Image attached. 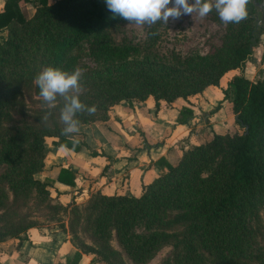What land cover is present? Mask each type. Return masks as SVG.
Instances as JSON below:
<instances>
[{
	"label": "trees",
	"instance_id": "16d2710c",
	"mask_svg": "<svg viewBox=\"0 0 264 264\" xmlns=\"http://www.w3.org/2000/svg\"><path fill=\"white\" fill-rule=\"evenodd\" d=\"M22 3L34 5L32 17ZM247 9V19L227 24L228 41L212 54L163 65L135 61L132 56L139 53L137 46L112 41L106 30L124 19L114 17L105 0H6L0 12V161L8 168L0 176V207L10 202L5 182L16 204L26 203L35 192L44 204L52 190L59 193L57 182L75 185L79 174L69 167L62 168L56 181L36 176L46 165V138H57L58 147L78 150L83 145L77 138L81 131L64 135L56 121L37 127L29 124L24 129L9 124L27 108L25 92L39 95L36 77L47 67L73 70L77 59L72 51L92 38L89 54L101 66L87 72L90 96L86 103L103 116L91 122L106 121L109 108L122 102L133 105L153 98L158 108L161 101L187 100L218 86L228 72L238 71L229 86L232 111L243 132L214 134L211 141L191 146L176 166L167 165L138 198L97 192L83 218L94 245L70 239L76 259L85 254L102 257L104 264H119L118 254L109 244L113 230L126 257L135 264L149 262L166 244L173 245L167 264H249L244 257L255 252L258 264H264V248L255 246L256 234L252 233V221L264 210V79L253 82L244 73L245 64L253 60V47L264 33V19H258L254 0ZM209 14L218 20L214 11ZM181 115L191 116L192 111L184 109ZM179 121L185 123L183 118ZM89 122V116L83 115L80 130L90 126ZM74 140L78 141L75 146ZM219 158L220 169L203 177L202 170ZM50 209L67 210L57 199ZM76 210L74 207L70 213L75 215ZM136 217L162 232L132 245L129 236ZM39 226L33 221L14 225L7 220L0 242L19 239Z\"/></svg>",
	"mask_w": 264,
	"mask_h": 264
},
{
	"label": "crops",
	"instance_id": "0c3cea01",
	"mask_svg": "<svg viewBox=\"0 0 264 264\" xmlns=\"http://www.w3.org/2000/svg\"><path fill=\"white\" fill-rule=\"evenodd\" d=\"M5 2L0 0V12ZM24 5L28 4L22 3L23 9ZM263 56L264 35L253 60L245 64L244 73L253 82L264 79ZM238 74V71L228 72L218 86H210L187 100L178 98L169 104L161 101L158 108L153 98L133 105L118 104L106 121L87 126L77 135L83 142L78 150L58 147L57 138H47L43 180L56 181L62 168H72L79 174L74 186L57 182L55 188L59 193L52 190V197L63 206L89 192L138 198L145 186L167 170V165L176 166L191 146L211 141L214 134H241L243 129L232 111L229 86ZM184 109L192 111V115L182 116ZM50 231V226L34 227L19 239L0 242V264H69L70 261L93 264L90 255L82 254L76 259L70 239Z\"/></svg>",
	"mask_w": 264,
	"mask_h": 264
},
{
	"label": "rangeland",
	"instance_id": "374dc122",
	"mask_svg": "<svg viewBox=\"0 0 264 264\" xmlns=\"http://www.w3.org/2000/svg\"><path fill=\"white\" fill-rule=\"evenodd\" d=\"M190 3L193 0H189ZM24 10L28 16L32 17L35 10L28 4L24 5ZM218 16V20L212 19V15L208 14L206 17H199L197 13L192 15H183L177 20L169 19L168 24H164L162 21L149 26H137L135 23H129L124 20L121 23L115 25L112 28L106 30V33L116 44H131L139 48V53L132 56L135 61L151 60L153 62L170 65L182 63L186 58L192 56H205L212 54L216 49L226 44L228 41L227 24H224L219 17L218 12L213 9ZM261 11L257 10L258 19L262 18ZM264 35L260 34L259 40ZM92 38L88 42H83L81 46L72 51L71 55L76 56L77 62L73 70L66 72L72 73L76 69L82 71V77L79 81L82 91L79 94L80 101L89 106L86 103L88 93L90 91L89 82L86 80L87 72L96 67H100V61L97 62L89 54V44ZM257 47H253V54L257 53ZM232 72V71H230ZM256 75H259V71H256ZM256 76V77H257ZM255 77V78H256ZM256 80V79H255ZM227 89V94L228 90ZM24 102L27 106L26 109L15 115L14 121L9 125H14L17 129H24L29 124L33 126L41 125L42 122L56 121L63 128L65 125L60 120L61 109L64 107L65 101L62 97H57L55 107H49L42 98L34 92H25L23 94ZM126 103V102H122ZM121 104V103H119ZM118 104H115L116 106ZM113 106V107H114ZM90 107V106H89ZM113 107H110L106 113L107 117ZM47 115V119L44 117ZM89 116V123L94 124L91 120H96L103 116L102 111L96 110L95 114L89 115L86 111L76 114V119L82 124V116ZM101 121H97L98 123ZM85 127H82V131ZM238 133V132H237ZM78 134V133H73ZM236 134L235 132L232 133ZM53 138V137H51ZM47 139V138H46ZM2 145L0 144V160L3 156L1 153ZM222 166L221 159H216L209 163L201 172L203 177L211 176L217 172ZM7 165L0 161V176L7 170ZM39 180H43L42 174L36 176ZM5 188L10 197V202L5 207H0V233L7 220L11 221L14 225L19 223H27L33 221L39 223L40 226H50L53 232L60 236H66L67 238L77 242V244L83 243L87 246H93L94 240L91 237L89 227H85L83 218L85 216V207L89 203L90 199L95 196L96 193H83L78 200H73L72 204L66 206L65 212L59 210H51L50 206L56 202V198L50 197L44 204L37 198V193L33 194L26 203H14L12 191L8 188V182H5ZM92 193V194H91ZM76 208V214H71L70 211ZM164 215H167L165 213ZM78 217V218H76ZM76 218V219H75ZM75 219L72 225V231L70 223ZM253 228L256 234V247L264 248V210L259 211L257 217L252 221ZM50 231V232H52ZM162 232L161 229L149 227L141 217L133 219V226L130 232L129 240L132 245L143 243L151 235ZM110 247L115 250L118 256L115 258L119 264H135L129 261L126 257L121 245L115 237L113 230L109 237ZM173 254V245L166 244L162 247L155 256L147 263L144 264H167L171 261ZM92 260L95 259L93 264H104L102 257L92 256ZM245 261L249 264H258L257 259L260 258L255 253L247 254L244 257ZM243 260V259H242Z\"/></svg>",
	"mask_w": 264,
	"mask_h": 264
},
{
	"label": "clouds",
	"instance_id": "9594fccd",
	"mask_svg": "<svg viewBox=\"0 0 264 264\" xmlns=\"http://www.w3.org/2000/svg\"><path fill=\"white\" fill-rule=\"evenodd\" d=\"M251 0H105L107 9L113 16H119L137 26L153 25L158 21L168 24L169 19L177 20L183 15L197 13L206 17L215 9L224 24L240 23L248 18L247 5ZM82 71L76 69L68 73L58 68L47 67L35 79L39 88V96L49 106L55 107L57 97L65 101L61 109L60 120L65 127L62 134L79 133L80 121L76 114L86 111L95 114V106H87L79 99L82 91L79 83ZM47 119V115L44 117ZM78 141H73V146Z\"/></svg>",
	"mask_w": 264,
	"mask_h": 264
},
{
	"label": "water",
	"instance_id": "95a60500",
	"mask_svg": "<svg viewBox=\"0 0 264 264\" xmlns=\"http://www.w3.org/2000/svg\"><path fill=\"white\" fill-rule=\"evenodd\" d=\"M254 3H255V5H256V7L261 11V13H262V16H263V19H264V0H262V2L261 3H258L256 0H254ZM263 21V20H262ZM261 21V22H262ZM238 118L237 117H235V120H237Z\"/></svg>",
	"mask_w": 264,
	"mask_h": 264
}]
</instances>
